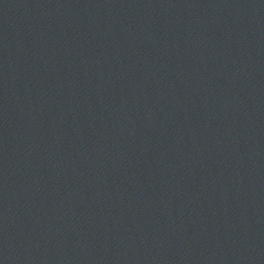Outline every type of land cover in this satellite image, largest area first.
Segmentation results:
<instances>
[{
    "label": "water",
    "instance_id": "1",
    "mask_svg": "<svg viewBox=\"0 0 264 264\" xmlns=\"http://www.w3.org/2000/svg\"><path fill=\"white\" fill-rule=\"evenodd\" d=\"M0 264H264V0H0Z\"/></svg>",
    "mask_w": 264,
    "mask_h": 264
}]
</instances>
